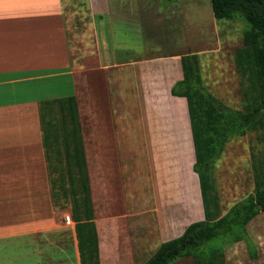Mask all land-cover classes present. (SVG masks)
Instances as JSON below:
<instances>
[{
    "label": "crops",
    "instance_id": "crops-1",
    "mask_svg": "<svg viewBox=\"0 0 264 264\" xmlns=\"http://www.w3.org/2000/svg\"><path fill=\"white\" fill-rule=\"evenodd\" d=\"M88 1L90 26L82 27L89 32L78 31L81 24L74 20L83 19L81 8L64 0H0V264H82L76 224L65 220L72 211L57 205L53 196L39 112L42 101L78 98L77 80L89 70L77 66L72 57L69 20L77 29L73 34L80 50L89 51L87 33L94 35L90 52L97 58L98 112L104 108L111 114V142L116 144L111 146L118 162H113L112 152L100 145L104 140L100 127L106 122L100 121L98 113L99 205L94 209L101 264H144L163 243L182 236L201 216L197 198L192 204L183 198V126L186 139L190 141L192 134L187 100L172 94L183 79L182 57L188 54L144 52L142 31L134 28L144 31L150 9L145 18L139 1L116 0L113 7L109 0H98V8L94 0ZM116 19L136 33L135 44L119 41L118 25L111 23ZM111 25L114 29L108 39L106 28ZM136 104L143 144L174 149L166 159L156 155L145 188L151 193L122 213L111 208L109 193L114 189L117 164L119 182L128 188L126 152L119 150V144L132 136L128 117ZM194 161V156L189 157L190 191ZM190 206L194 216L184 224V208Z\"/></svg>",
    "mask_w": 264,
    "mask_h": 264
},
{
    "label": "rangeland",
    "instance_id": "rangeland-1",
    "mask_svg": "<svg viewBox=\"0 0 264 264\" xmlns=\"http://www.w3.org/2000/svg\"><path fill=\"white\" fill-rule=\"evenodd\" d=\"M71 3L70 6L81 8V18L74 19L80 22L78 31H81L82 24L88 23L90 26V11L88 9V0H64ZM132 3L139 1L146 10L150 11L146 19L145 29L143 27L134 28L142 31L143 50L151 52L152 55H170V54H198L200 62V71L203 85L215 96L222 106L235 110H244V91L247 88L246 80L240 75L235 65L237 49L243 45V35L245 24L239 20L217 21L213 15L211 0H128ZM110 5L115 7L116 0H109ZM94 5L98 8V0H94ZM131 6V5H130ZM131 8V7H130ZM108 21V24L116 23L119 41L127 45H133L138 40L136 33L130 31L126 22L114 20ZM69 37L74 51L73 59L77 66H86L89 69L85 77H80L78 81V104L79 113L83 128V139L86 152V158L91 178L92 198L94 205H99L98 201V113L101 116L100 121L106 124L100 127V135L104 137L101 146L106 152H112L113 162L116 146L112 140V124L110 122L111 114L106 109L98 112V70L95 59L90 49L94 47V35L87 33V43L89 51L79 49V39L73 34L76 28L73 27V20H69ZM89 32V28L85 27ZM113 25L106 28L108 39L111 38ZM81 68V67H80ZM82 69V68H81ZM137 104L136 109L131 111L129 127L131 135L127 141L121 142L119 150L126 152V158L129 168L128 188H122L119 182L118 164L116 167V180L114 189L109 193L112 204L111 208L117 212H125L137 207L141 198L148 197L149 190H146V183L150 172H154V159L168 156L170 148H150V144H143L141 134L138 132L136 120L140 119ZM100 118V117H99ZM188 119L182 116V120ZM133 123V124H132ZM164 134V133H163ZM162 134V135H163ZM187 127L183 126V144H182V163L186 170L182 178L183 198L191 204L197 198V209L200 211V218H194L195 221L204 219L203 207L201 204V190L198 176L193 169L191 183L193 189L188 186V160L194 156L192 139H186ZM188 135V134H187ZM149 145V147H147ZM181 146L178 143L177 150ZM190 146V147H189ZM152 147V146H151ZM152 153V154H151ZM165 153V154H164ZM179 153V150H178ZM124 154H122V157ZM53 157V166L59 167L55 155ZM110 159V154L107 156ZM181 157V156H180ZM179 163V156H177ZM193 163V162H191ZM190 164V163H189ZM191 165V164H190ZM165 168V167H164ZM160 169V168H159ZM264 170V130L250 132L245 136H237L229 140L220 159L215 163L213 176L216 184V190L220 197L222 213L225 214L235 203L243 200L249 194L254 192L258 177ZM58 174L55 173L54 178ZM197 176V177H196ZM118 178V179H117ZM193 180V181H192ZM193 190V192H192ZM178 192V191H177ZM101 195V192H99ZM108 200V197H107ZM185 202V201H184ZM57 205L71 209V202L63 197L61 191L56 193ZM186 207L183 212L184 224L192 220L193 212ZM190 211V213L188 212ZM197 211V212H198ZM198 217V216H197ZM197 219V220H196ZM152 229L156 226V215L152 213ZM249 233V245L242 241L233 245H228L225 249L227 264H264V211L253 219L247 226ZM262 245V246H261ZM256 249L257 257L252 258L251 251ZM173 264H194L192 257L180 259Z\"/></svg>",
    "mask_w": 264,
    "mask_h": 264
},
{
    "label": "trees",
    "instance_id": "trees-1",
    "mask_svg": "<svg viewBox=\"0 0 264 264\" xmlns=\"http://www.w3.org/2000/svg\"><path fill=\"white\" fill-rule=\"evenodd\" d=\"M211 1L218 22L239 20L245 24L243 45L235 57L236 68L248 84L244 110L222 106L207 90L198 54L182 57L183 79L174 85L172 94L187 100L193 171L199 179L204 219L191 223L182 236L163 243L144 264H173L188 257L194 264H227L226 247L242 241L249 245L247 226L264 211V170L254 192L225 214L213 176L214 165L229 140L264 130V0ZM39 112L53 196L56 199L58 190L71 202L82 264H101L78 99L72 95L45 100ZM52 155L59 167L53 166ZM251 252L256 258V249Z\"/></svg>",
    "mask_w": 264,
    "mask_h": 264
},
{
    "label": "built area",
    "instance_id": "built-area-1",
    "mask_svg": "<svg viewBox=\"0 0 264 264\" xmlns=\"http://www.w3.org/2000/svg\"><path fill=\"white\" fill-rule=\"evenodd\" d=\"M65 220H66V222H73V219H72V217H70V216H66L65 217Z\"/></svg>",
    "mask_w": 264,
    "mask_h": 264
}]
</instances>
